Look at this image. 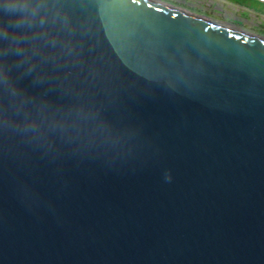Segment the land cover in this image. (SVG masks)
<instances>
[{
    "label": "water",
    "instance_id": "water-1",
    "mask_svg": "<svg viewBox=\"0 0 264 264\" xmlns=\"http://www.w3.org/2000/svg\"><path fill=\"white\" fill-rule=\"evenodd\" d=\"M0 264H264V36L0 0Z\"/></svg>",
    "mask_w": 264,
    "mask_h": 264
},
{
    "label": "rangeland",
    "instance_id": "rangeland-1",
    "mask_svg": "<svg viewBox=\"0 0 264 264\" xmlns=\"http://www.w3.org/2000/svg\"><path fill=\"white\" fill-rule=\"evenodd\" d=\"M189 12L264 36V2L259 0H167Z\"/></svg>",
    "mask_w": 264,
    "mask_h": 264
},
{
    "label": "built area",
    "instance_id": "built-area-1",
    "mask_svg": "<svg viewBox=\"0 0 264 264\" xmlns=\"http://www.w3.org/2000/svg\"><path fill=\"white\" fill-rule=\"evenodd\" d=\"M259 1H262V2H264V0H259Z\"/></svg>",
    "mask_w": 264,
    "mask_h": 264
}]
</instances>
